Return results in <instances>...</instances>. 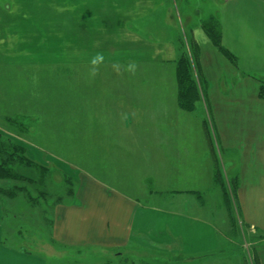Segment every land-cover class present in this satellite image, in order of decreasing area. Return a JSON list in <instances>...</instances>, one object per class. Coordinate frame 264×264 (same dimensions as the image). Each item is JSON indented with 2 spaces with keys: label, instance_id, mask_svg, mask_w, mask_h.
<instances>
[{
  "label": "crops",
  "instance_id": "obj_1",
  "mask_svg": "<svg viewBox=\"0 0 264 264\" xmlns=\"http://www.w3.org/2000/svg\"><path fill=\"white\" fill-rule=\"evenodd\" d=\"M212 10L207 17L216 16L220 24L222 15ZM214 53L212 82V62L202 56L210 85L195 88L187 103L178 84L133 88L127 102L126 88L113 86L115 97L92 99L100 112H85L78 141L83 149L70 141L67 146L64 124L56 120L62 138H47L53 150L45 147L41 119L33 116L35 142L24 141L36 143L41 165L51 159L68 166L77 186L69 202L54 204L50 242L43 231L19 245L4 241L7 216L0 200V264H111L125 257L231 264L217 259L224 250L213 198L218 161L238 175L240 222L256 245L255 261L264 264V75H244L235 59ZM11 117L0 111V119Z\"/></svg>",
  "mask_w": 264,
  "mask_h": 264
},
{
  "label": "rangeland",
  "instance_id": "obj_2",
  "mask_svg": "<svg viewBox=\"0 0 264 264\" xmlns=\"http://www.w3.org/2000/svg\"><path fill=\"white\" fill-rule=\"evenodd\" d=\"M210 10L222 15L221 43L235 57L238 70L263 76L264 0L219 4L213 0H0V111L12 116L0 119V154L11 159L9 169L16 175L0 179L1 206L7 216L4 241L19 245L43 231L50 242L54 204L69 202L77 186L68 166L51 159L41 165L36 143L24 141L26 137L35 142L33 116L41 119L39 133L45 147L53 150L47 138H62L59 121L66 130L67 146L73 142L83 149L78 141L83 139L85 112L95 117L100 103L95 107L91 100L115 97L113 86L126 88L127 102L133 88L177 86L178 71L185 74V91L210 85L218 69L214 50L226 55L216 42L218 19L207 17ZM97 52L104 53L105 61L93 78L90 58ZM202 56L212 62L207 65L210 81ZM130 61L138 64L135 75L123 68L118 74L112 67ZM74 99L77 108L71 112ZM13 146L19 147L9 150ZM61 154L67 155V150ZM228 170L218 161L213 198L224 250L217 259L258 264L251 251L256 245L250 244L254 241L239 218V178ZM19 235L24 238L17 239ZM176 260L166 264H178ZM111 264L154 263L125 257Z\"/></svg>",
  "mask_w": 264,
  "mask_h": 264
},
{
  "label": "trees",
  "instance_id": "obj_3",
  "mask_svg": "<svg viewBox=\"0 0 264 264\" xmlns=\"http://www.w3.org/2000/svg\"><path fill=\"white\" fill-rule=\"evenodd\" d=\"M207 27L210 28L207 25V23H204V28H207ZM207 31H209V30H207ZM216 36H217V38H216L217 41L216 42H218V45H220V48L222 49V51H224L226 53V56H228L231 60L235 59L234 56L226 48H224L222 43H221V28H220L219 21H218ZM214 39H215V37H214ZM184 75H185L184 73L178 71V79H180L178 86L181 89V93H180L181 100L183 102L187 103L188 102V98L191 96V92L190 91L192 89L189 88L186 91L183 89V86H184V82L183 81L186 79ZM262 95H263V92H262ZM16 147H19V146L10 147L9 150L15 151ZM9 162H11V159L7 155L0 154V179H2V180L7 179V178L16 177V175L14 176L12 174V172L10 171V169H9V165H8Z\"/></svg>",
  "mask_w": 264,
  "mask_h": 264
},
{
  "label": "clouds",
  "instance_id": "obj_4",
  "mask_svg": "<svg viewBox=\"0 0 264 264\" xmlns=\"http://www.w3.org/2000/svg\"><path fill=\"white\" fill-rule=\"evenodd\" d=\"M105 56L103 52H97L90 58V69L89 74L91 77H95L99 74V69L101 65L104 64ZM113 69L120 74L121 68H123V71L130 74L135 75L138 70V64L135 61H130L127 63V65H120L119 63H114L112 65Z\"/></svg>",
  "mask_w": 264,
  "mask_h": 264
}]
</instances>
